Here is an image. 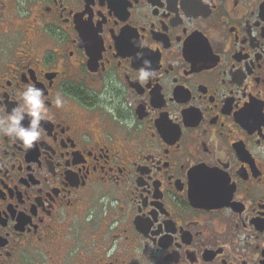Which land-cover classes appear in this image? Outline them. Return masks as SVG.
<instances>
[{
  "label": "flooded vegetation",
  "instance_id": "af4514ba",
  "mask_svg": "<svg viewBox=\"0 0 264 264\" xmlns=\"http://www.w3.org/2000/svg\"><path fill=\"white\" fill-rule=\"evenodd\" d=\"M29 85L0 264H264V0H0V109Z\"/></svg>",
  "mask_w": 264,
  "mask_h": 264
},
{
  "label": "clouds",
  "instance_id": "9594fccd",
  "mask_svg": "<svg viewBox=\"0 0 264 264\" xmlns=\"http://www.w3.org/2000/svg\"><path fill=\"white\" fill-rule=\"evenodd\" d=\"M150 61H145V65H150ZM150 72L141 70L139 79L146 80ZM20 103L12 109L10 113L0 109V134L8 136L14 142L22 143L25 149L34 147L41 138V120H50L48 109L45 107L43 91L34 85H29L19 96ZM55 106H63L59 95L54 101ZM26 116L29 123L25 126L22 121Z\"/></svg>",
  "mask_w": 264,
  "mask_h": 264
}]
</instances>
